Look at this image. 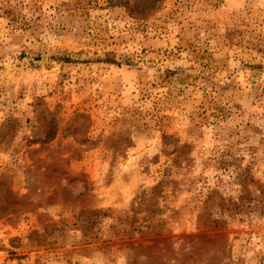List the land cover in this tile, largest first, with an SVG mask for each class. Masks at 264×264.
<instances>
[{"label":"rangeland","instance_id":"obj_1","mask_svg":"<svg viewBox=\"0 0 264 264\" xmlns=\"http://www.w3.org/2000/svg\"><path fill=\"white\" fill-rule=\"evenodd\" d=\"M0 264H264V0H0Z\"/></svg>","mask_w":264,"mask_h":264}]
</instances>
